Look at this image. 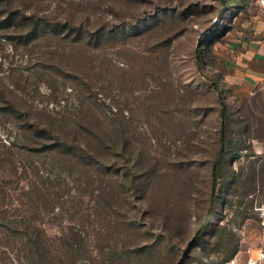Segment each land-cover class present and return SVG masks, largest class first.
Masks as SVG:
<instances>
[{"label":"rangeland","instance_id":"1","mask_svg":"<svg viewBox=\"0 0 264 264\" xmlns=\"http://www.w3.org/2000/svg\"><path fill=\"white\" fill-rule=\"evenodd\" d=\"M231 1L0 0V143L23 145L29 123L83 140L123 114L139 155L132 173H151L143 200L126 169L110 184L58 157L36 159L48 200L34 209H96L95 190L110 184L115 209L139 228L81 264H245L257 251L264 8ZM36 21L71 23L84 42L69 29L31 38ZM224 104L232 120L226 143Z\"/></svg>","mask_w":264,"mask_h":264},{"label":"trees","instance_id":"2","mask_svg":"<svg viewBox=\"0 0 264 264\" xmlns=\"http://www.w3.org/2000/svg\"><path fill=\"white\" fill-rule=\"evenodd\" d=\"M245 1L232 0L230 4ZM67 29L76 32V43L84 42L83 32L71 23L50 25L36 21L30 37L35 38L40 32L61 33ZM206 47L200 51V56ZM216 88L221 91L218 86ZM227 107L224 104L222 112L221 137L225 143L232 125L225 110ZM5 110L14 111L15 107L9 104ZM111 121L116 127L102 129L97 134L87 132L83 140L77 137L64 139L51 127L39 123L30 125V121H26L29 123L28 134H20L23 145L18 144L19 139L0 143V264H81L89 262L102 248L114 251L117 240L123 241L130 229H135L136 233L139 228L128 221L126 209H115L120 198L112 194L113 187L109 189V185L121 168L126 169L124 180L125 176L132 175L133 193L138 196L143 192L144 200L150 189L145 181H150L151 173H132L130 162L136 155L126 127V116L115 113ZM227 152L224 145L213 173L216 184L220 180L224 158L229 156ZM44 155L76 164L86 175L95 174L101 183L110 180L105 188L95 190L96 209H34L36 203L45 207L48 200L46 188L37 182L44 175L36 165V159ZM120 159L124 167L119 168ZM64 216L67 219L62 223ZM208 223L209 219L205 226Z\"/></svg>","mask_w":264,"mask_h":264},{"label":"built area","instance_id":"3","mask_svg":"<svg viewBox=\"0 0 264 264\" xmlns=\"http://www.w3.org/2000/svg\"><path fill=\"white\" fill-rule=\"evenodd\" d=\"M260 5L264 8V0H259ZM260 214V241L257 251L250 254L245 264H264V208L257 209Z\"/></svg>","mask_w":264,"mask_h":264}]
</instances>
